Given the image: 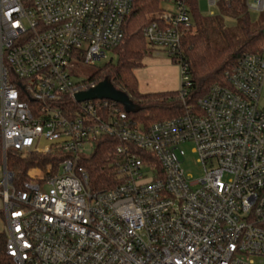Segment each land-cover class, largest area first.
I'll return each instance as SVG.
<instances>
[{
    "label": "built area",
    "instance_id": "built-area-1",
    "mask_svg": "<svg viewBox=\"0 0 264 264\" xmlns=\"http://www.w3.org/2000/svg\"><path fill=\"white\" fill-rule=\"evenodd\" d=\"M159 1L143 35L181 67L184 101L194 0ZM136 2L0 0V264H264V32L260 52L226 74L228 87L144 126L116 101H78L101 82L70 72L73 61L95 65L116 53ZM247 7L264 12V0ZM106 138L117 142L116 182L99 191L81 163ZM187 143L204 167L200 180L183 168ZM10 151L62 159L16 189L4 168Z\"/></svg>",
    "mask_w": 264,
    "mask_h": 264
},
{
    "label": "trees",
    "instance_id": "trees-1",
    "mask_svg": "<svg viewBox=\"0 0 264 264\" xmlns=\"http://www.w3.org/2000/svg\"><path fill=\"white\" fill-rule=\"evenodd\" d=\"M159 0H137L131 16L127 19L125 40L115 52L116 65L110 63L92 78L97 82L109 80L116 89L124 92L139 112L128 113L135 122L151 126L183 115L187 108L196 104L215 85L229 86L226 74L231 72L246 54L259 53L263 44L264 26L252 22L247 0H234L230 5L221 3L220 16L204 17L199 13L196 0L191 2L194 25L182 41V60L189 67L191 88L183 101L179 91L141 94L135 71L144 66L148 48L143 31L150 24L149 16L160 10ZM236 21L229 28L225 19ZM117 142L111 139L99 141L94 154L82 161V167L90 176L94 190H106L115 185V171L111 166L112 153ZM61 157L55 155L24 156L10 151L7 169L13 176V185L22 189L29 181L28 172L36 167L53 164L57 170ZM0 164L3 152L0 139ZM0 215L2 213L0 212ZM6 236L0 232V260L5 256Z\"/></svg>",
    "mask_w": 264,
    "mask_h": 264
},
{
    "label": "rangeland",
    "instance_id": "rangeland-1",
    "mask_svg": "<svg viewBox=\"0 0 264 264\" xmlns=\"http://www.w3.org/2000/svg\"><path fill=\"white\" fill-rule=\"evenodd\" d=\"M252 2L256 0H251ZM199 7V13L204 17L220 16L221 10L218 7H211L210 0H196ZM163 8L164 5L162 4ZM250 12V17L253 23L264 26V12ZM227 27L236 26V21L230 18L225 19ZM144 60V66L135 71V76L138 81V91L141 94L163 93L179 91L182 87L181 67L169 58L165 53L152 50ZM112 59V64L118 63V55L113 52H108L107 59L96 62L95 65L73 61L70 72L75 79L90 80L96 73L106 66ZM261 106H264V91L261 98ZM185 152V158L182 159L185 173L192 177V180H200L205 176V170L198 160V156L193 152L194 144L187 143L182 146ZM31 156V155H29ZM43 156V155H42ZM45 167H36L28 172V178L31 175L40 174L39 171H44ZM4 169L0 168V179L4 178ZM2 182V181H1ZM4 216V215H3ZM5 221L0 218V231L4 232Z\"/></svg>",
    "mask_w": 264,
    "mask_h": 264
},
{
    "label": "water",
    "instance_id": "water-1",
    "mask_svg": "<svg viewBox=\"0 0 264 264\" xmlns=\"http://www.w3.org/2000/svg\"><path fill=\"white\" fill-rule=\"evenodd\" d=\"M77 99L78 101L110 99L122 104L129 113L139 112L140 110L124 92L117 90L109 80L102 81L95 89L79 94ZM4 168L7 170L6 162L4 163Z\"/></svg>",
    "mask_w": 264,
    "mask_h": 264
},
{
    "label": "crops",
    "instance_id": "crops-1",
    "mask_svg": "<svg viewBox=\"0 0 264 264\" xmlns=\"http://www.w3.org/2000/svg\"><path fill=\"white\" fill-rule=\"evenodd\" d=\"M3 179H0V182L3 181ZM0 212L2 213V215H0V218H2L5 221L4 216H3V200L1 196H0Z\"/></svg>",
    "mask_w": 264,
    "mask_h": 264
}]
</instances>
